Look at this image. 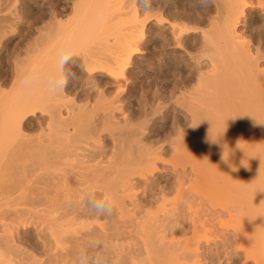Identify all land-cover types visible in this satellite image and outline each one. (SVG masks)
Listing matches in <instances>:
<instances>
[{
	"label": "bare ground",
	"instance_id": "obj_1",
	"mask_svg": "<svg viewBox=\"0 0 264 264\" xmlns=\"http://www.w3.org/2000/svg\"><path fill=\"white\" fill-rule=\"evenodd\" d=\"M111 1L55 3L50 20L45 18L48 24L43 20L44 26L31 31L29 52L10 64L11 88L0 89V182L11 183L8 189L2 186L8 193L0 189L9 199L0 197L5 198L3 208L19 207L5 205L11 199L24 207L10 208L12 213L21 208L20 216L23 210L28 213L27 223L43 239L49 264H264V0H203L204 9L195 8L188 26L172 17L174 21L166 22L157 12L145 17L144 12L150 18L147 33L154 24L161 45L188 57L187 76L169 80L166 66L172 63L165 62L160 70L167 79L160 82L164 90L154 86L153 93L140 92L143 109L156 96L164 102L156 101L157 106L171 111L175 132L168 134L170 129L157 139L147 135L148 121L133 126L122 107V95L131 89L125 77L133 56L142 54L138 43L144 35L137 39L140 33L132 34L136 8L134 17L128 13L132 21L127 29L122 25L125 32L133 27L130 35L111 19L105 20L109 27H102V12L114 6L119 10L117 3L109 4L116 0ZM16 3L8 0L1 12L12 14ZM4 19L0 36L9 28L4 23L11 21ZM111 25L116 30L112 35ZM186 34L194 43L191 50L185 46ZM96 43L100 48H94ZM69 54L80 58L87 77L80 65L75 68L83 74L79 78H89L91 92L65 84L61 66ZM101 74L106 81L98 80ZM110 84L112 93L106 91ZM153 107L150 115L160 111ZM27 115L35 120L24 119ZM1 213L3 220L10 219L5 210ZM1 217L3 249L2 242L14 241L7 230L12 226L13 232L17 225H7ZM5 251L0 264H23L29 253L19 251L24 259L17 252L19 257L14 253L8 260L12 253Z\"/></svg>",
	"mask_w": 264,
	"mask_h": 264
},
{
	"label": "rangeland",
	"instance_id": "obj_2",
	"mask_svg": "<svg viewBox=\"0 0 264 264\" xmlns=\"http://www.w3.org/2000/svg\"><path fill=\"white\" fill-rule=\"evenodd\" d=\"M1 1V0H0ZM17 1V3H16V5H15V9L13 10V12H12V14H13V16H10V15H12V14H10L9 12H8V10L6 11V10H4L3 12H8V13H6L7 14V16L5 17V15H4V13L3 12H1V10H3V9H5V7H7V5L5 6V4H7L8 3V0L6 1V0H2V2H0V3H2V5L4 6V7H2V5L0 4V18L1 19H3V18H5L4 20L6 21V22H8V21H10V23H4V26H6L7 27V25H5V24H8L9 25V28L8 29H5L6 30V32L8 33H4L2 36H0V84L2 85H0V89H4V91H6L8 88H9V90H10V88H11V81H12V75H11V73H12V65H13V60L14 59H16V56H19V55H21V56H19V58L20 57H23L24 55H26L28 52H29V50L31 49H29V46L28 45H26L27 44V42L28 41H30V38H29V36L31 37V35H32V32L31 31H33L34 32V30H36L35 28H38V26H44V25H47L48 24V22L49 21H47V20H50L49 19V14L51 13L50 11V9H54V8H56V4L55 3H57V2H61V0H16ZM63 1V0H62ZM68 1V0H67ZM69 1H71V0H69ZM111 0H109V2H110ZM114 1V0H113ZM145 1H146V3H147V0H118V2H119V4H118V2H117V0L116 1H114L113 2V4H111L112 3V1H111V3H109L110 4V6L112 7V5L114 6V4H116V5H118L117 6V9H119V10H116V6H114L115 8H113L112 7V9H114L115 10V12H114V10L111 12V10H109V12H111V14H116L117 12V16H119L120 15V13L119 12H123V13H121V17L119 16V17H116V15H114L113 14V16L112 15H110V13L108 12H102V16H103V14H105V19H103V17H101L102 19H101V21H102V23L104 22V24H103V26L102 27H104L105 28V26L106 25H108V27L110 26L109 24H111V22H112V25H114L115 27H118L119 25H121V28H120V26L118 27V28H120L121 30L123 29V27L125 26L126 27V29H127V25H129L128 23L129 22H131L132 20H130V19H132V18H129V15H130V17H134V16H132V14L134 13V8H136V14L134 13L133 15H135L137 18H135V20L133 21L134 23H135V21L137 22V23H143V25L144 26H141V24L138 26V24L136 23V29L139 31V30H144V31H142V32H148L147 31V24H148V22H149V19H147V18H144V16L143 15H145V13H147V11H148V13L145 15V17H147L148 15L150 16L151 14H156V12H157V16H158V14H161V17L163 18V20L165 21L166 19V22H171V21H174V23L176 22V23H180L181 25H185V24H187V26H188V24L189 25H192V22H190L189 23V21H187V18H191V17H189V16H191V14H193L194 12V10H195V8H199L200 7V9H204V1L203 0H150V3L147 5L146 3H145ZM158 1V2H157ZM203 1V2H202ZM42 2V3H41ZM108 2V1H107ZM107 2H105V5H106V3ZM3 3H5V4H3ZM137 3V4H136ZM139 3V4H138ZM143 5H142V4ZM145 3V4H144ZM155 3V4H154ZM156 3H158V6H157V4ZM169 3V4H168ZM185 3V4H184ZM55 4V5H54ZM108 4V5H109ZM154 4V5H153ZM159 4H160V6H159ZM54 5V6H53ZM120 5V6H119ZM141 5V6H140ZM145 5H147L146 7H150V5H152V8H151V10H150V8H147V9H149V10H146V8H145ZM158 7V8H160L159 10H158V8L156 7V6ZM174 5H175V7H174ZM204 7H203V6ZM110 6H106V7H108V9H110ZM153 6H155V7H153ZM163 6V7H162ZM49 7V8H48ZM123 7V8H122ZM162 7V8H161ZM121 8V9H120ZM131 8V9H130ZM153 8H154V10H153ZM155 8H156V10H158V11H156L155 10ZM175 8V9H174ZM180 10H179V9ZM196 9V10H199V9ZM130 9V11H127V10H129ZM146 11H145V10ZM171 9V10H170ZM192 9V10H191ZM50 10V11H49ZM69 10V9H68ZM107 10V9H106ZM132 10V11H131ZM172 10H174L173 12H171ZM17 13H16V12ZM48 11V12H47ZM117 11V12H116ZM152 11L153 12H155V13H152ZM179 11V12H178ZM187 11V12H186ZM191 11V12H190ZM201 11V10H200ZM20 12V13H19ZM46 12V13H45ZM68 12V11H67ZM67 12H65V14H67ZM130 12V13H129ZM145 12V13H144ZM182 12V13H181ZM190 12V13H189ZM128 13H129V15H128ZM150 13V14H149ZM179 13V14H178ZM10 14V15H9ZM19 14V15H18ZM68 14H70V13H68ZM108 14V15H107ZM119 14V15H118ZM171 14V15H170ZM184 14V15H183ZM163 15V16H162ZM181 15H183V16H181ZM4 16V17H3ZM8 16H10L9 18H8ZM110 18H109V17ZM142 16V20H145L144 22L143 21H141V17ZM3 17V18H2ZM108 17V18H107ZM111 17H115L116 18V20H115V18H114V20L111 18ZM160 17V16H159ZM170 17V18H169ZM174 19H172V18ZM185 17V18H184ZM6 18H8L7 20H6ZM45 18L47 19V20H45ZM118 18L120 19V21L121 20H123L124 22L122 23H120L119 21H118ZM123 18V19H122ZM128 18V19H127ZM144 18V19H143ZM182 18H184V19H182ZM10 19V20H9ZM13 19V20H12ZM112 21H111V20ZM125 19V20H124ZM137 19V20H136ZM139 19V20H138ZM179 19V20H178ZM28 20H29V22H28ZM46 21V22H44V25L43 24H40L42 21ZM105 20H110L109 22L107 21H105ZM127 20V21H126ZM130 20V21H129ZM183 20V21H182ZM189 20V19H188ZM191 20V19H190ZM55 20H53L52 21V23L54 22ZM116 21H118L117 23H116ZM139 21V22H138ZM147 21V22H146ZM14 24H13V23ZM16 22V23H15ZM56 22V21H55ZM54 22V23H55ZM106 22V23H105ZM132 22V23H133ZM184 22V23H183ZM43 23V22H42ZM45 23H47V24H45ZM109 23V24H108ZM116 23V24H115ZM132 23H130V24H132ZM118 24V25H117ZM126 24V25H125ZM150 24H153L152 22H150ZM53 25V24H52ZM105 25V26H104ZM111 25V27H110V29H111V32L112 33H110L111 35L113 34V28H114V31H116L115 30V27L114 26H112ZM122 25H123V27H122ZM41 26V27H42ZM5 27V28H6ZM41 27H39V28H41ZM142 27L144 28V29H142ZM104 28H101L102 30H104ZM118 28H116L117 30H118ZM133 28V27H132ZM132 28H131V31H132ZM135 28H133V32H135V33H133L132 32V34L133 35H136V34H139V36H134V37H137V39H139L142 35H144V36H142L140 39H141V41H140V39H139V43H138V46L139 47H142V49L140 48V51L142 52V54L141 53H139V54H137V55H134L133 56V58L131 59V65H130V67H129V69H128V73L126 74V77L125 78H127V81H126V86H127V90L129 89V88H131L130 90H128V92L126 93V92H124L123 93V95H122V97H123V99L125 100H123V103H122V107L124 106V110L126 109V111L125 112H127L128 113V115H127V117L129 118H132L130 121H131V123H132V125L133 126H135L134 124H136V123H141L142 121L143 122H145L146 123V121H148V123H146V125H147V127H148V129L147 130H149V132L148 133H150V134H148L147 133V135H151V136H149V138H151V137H154V138H163L164 136H165V133H166V135H167V131H169L170 129L172 130H170L169 132L170 133H168V134H171L172 132H175L174 130H175V128L173 129L172 127H174V124L172 123V114L170 113L171 111H164L165 110V108L163 109L162 107H161V105H163V103L164 102H161V100H159V99H157L156 100V96L155 97H153L152 98V101L154 100V102H152L151 101V103H149L148 104V106H146L145 105V109H143L142 108V103H141V99H142V96L141 95H143V91H144V89L146 90V92L148 91L149 93L150 92H152L153 93V91L152 90H154L155 88H156V86L157 87H160V82L161 81H163V80H167L166 79V77H164L163 76V73L160 71L161 70V68H165L164 66H165V64L166 63H168V62H170V63H168V64H171V65H173V64H175V62H176V64H177V66H178V64L179 65H181V67L180 66H176V64H175V66L173 65V66H166V68H168L167 70L169 71V74H171L170 76H169V80H173V78L175 79V78H177V77H179V75H180V77H181V75L182 76H187V74H188V66L186 65V63L185 62H187L188 61V57H186V56H184V59H182L183 58V56H181V55H179V54H181V53H179V52H175L172 48H170V47H168V46H164V45H161L162 43L160 42L161 40L160 39H158L159 38V36L158 37H156L157 36V33H154V31H153V29H155V27H154V24H153V29H151V32L150 33H141V31L140 32H138V33H136L137 32V30L135 29ZM12 29V30H11ZM107 29V28H106ZM125 29V28H124ZM123 29V30H124ZM9 30V31H8ZM108 31H109V29H107ZM107 30H106V33H107ZM122 30V31H123ZM134 30H136V31H134ZM12 33H11V32ZM127 32H125V30H124V32L127 34V33H129V32H131L130 30H126ZM153 31V32H152ZM123 32V33H124ZM156 32V31H155ZM124 33V34H125ZM31 34V35H30ZM108 34V33H107ZM142 34V35H141ZM150 34V35H149ZM129 35H130V33H129ZM154 35V36H153ZM187 36V34L185 35V37ZM139 37V38H138ZM3 39V40H2ZM28 40V41H27ZM160 40V41H159ZM27 41V42H26ZM154 41V42H153ZM189 41V42H188ZM94 41H92V43H93ZM192 42V40H191V38L189 37V36H187L186 37V44H185V46H186V48H189V50H191L192 49V45L194 44L193 42ZM92 46H94L92 43H91V41L89 42ZM89 43H85V46H86V48L85 49H91L92 50V48H90L91 47V45L89 44ZM89 44V46H87ZM190 45V46H189ZM28 46V47H27ZM97 45V43H96V47H94V48H100V46H98ZM160 46H162V47H160ZM148 49V50H147ZM159 51V52H158ZM182 51V50H181ZM23 52H25V53H23ZM191 52H193V51H191ZM11 53V54H10ZM16 53V54H15ZM18 54V55H17ZM24 54V55H23ZM150 54V55H149ZM175 54H177V55H175ZM15 55V56H14ZM23 55V56H22ZM69 55H70V57H69ZM68 55V59H65L64 60V62H63V64H62V66H61V71L63 72L62 74H64L65 75V77L66 78H64V80H65V84L68 86V84H69V89H70V87H71V89H72V87H79L78 89H76V88H74V89H76L77 91H80V92H85L86 90H89V88H90V83L88 84L87 83V80L89 79H87V80H85L84 79V77L86 78L87 77V73H86V76L85 75H83V74H85L84 73V71L81 69V65H80V63H78V61L80 62V58H78V56H79V54L77 53V55L78 56H75V55H73L72 56V54H69ZM165 55V56H164ZM136 56V57H135ZM15 57V58H14ZM77 57V58H76ZM80 57V56H79ZM10 58V59H9ZM18 58V57H17ZM78 59V60H77ZM134 60V61H133ZM16 61V60H15ZM136 61V62H135ZM179 61V62H178ZM185 61V62H184ZM166 62V63H165ZM10 64H12V65H10ZM141 64H143L144 65V67H147V68H144ZM80 65V66H79ZM141 65V66H140ZM146 65H148V66H146ZM66 67V69H65V67ZM80 68H79V67ZM75 67H78L79 68V70H82V72H83V74H81L80 73V71H77L76 69H78V68H75ZM134 67V68H133ZM137 67V68H136ZM169 67H171L170 69H169ZM173 67V68H172ZM180 67V68H179ZM74 68H75V70H74ZM133 69H134V71H133ZM145 69H147V70H145ZM173 70V72H174V75H173V72H172V70ZM71 70V71H70ZM179 70V71H178ZM139 71H140V73H139ZM148 72V74H146L147 72ZM155 71V72H154ZM130 72V73H129ZM146 72V73H145ZM172 72V73H171ZM179 72V73H178ZM138 73V74H137ZM150 73V74H149ZM13 74V73H12ZM69 74V75H68ZM76 74V75H75ZM79 74H81L80 75V77H82V75L84 76L83 77V79H81V78H79ZM99 74V73H98ZM176 74V75H175ZM63 75V76H64ZM94 75H96V73L94 74ZM94 75H92L94 78H96V76H94ZM129 75V76H128ZM76 76V77H75ZM78 76V77H77ZM100 76V75H99ZM99 76H97V78H98V80L99 81H106L105 79L107 78V77H105V76H103V74H101V76H100V78H101V80L99 79ZM177 76V77H176ZM9 77V78H8ZM72 77H73V79H72ZM89 77V76H88ZM148 77H150V78H148ZM162 77V78H161ZM78 78V79H77ZM129 78V79H128ZM9 79V80H8ZM10 79H11V81H10ZM77 79V80H76ZM82 80V81H79V80ZM103 79V80H102ZM75 80V81H74ZM132 80H133V82H132ZM155 80V81H154ZM7 81V82H6ZM10 81V82H9ZM83 81H84V83H83ZM151 81H152V83H151ZM6 82V83H5ZM73 82V83H72ZM173 82V81H172ZM81 83V84H80ZM148 83H151V84H148ZM11 84V85H10ZM85 84V85H84ZM65 85V86H66ZM81 85V86H80ZM83 85V86H82ZM87 85H89V87H88V89H86L87 87H85V86H87ZM110 85H112V86H110V87H108V88H106V91H108V89H109V91L108 92H110V91H112L114 88V84H110ZM132 85V86H131ZM149 85H151V86H149ZM8 86H10V87H8ZM66 86V87H67ZM128 86H129V88H128ZM137 86V87H136ZM154 86H155V88H154ZM3 87H5V88H3ZM8 87V88H7ZM84 87V88H83ZM134 87V88H133ZM68 88V87H67ZM113 88V89H112ZM151 90V91H149V89ZM82 89V90H81ZM84 89V90H83ZM92 89L93 88H90V90L92 91ZM134 89V90H133ZM137 89V90H136ZM160 91H163L164 90V88H161L160 87ZM9 90H7V91H9ZM76 90H74V91H76ZM89 90V91H90ZM141 90H143L142 91V93H140L141 92ZM166 90V89H165ZM169 90V89H168ZM168 90H167V93H166V91L164 92V95H165V93L168 95ZM90 91V92H91ZM87 92V91H86ZM110 93H112V92H110ZM145 93V92H144ZM81 94V93H80ZM140 96H139V95ZM167 95H165V96H167ZM139 97H140V99H139ZM163 99H167V97L166 98H163ZM156 101H159V104L160 103H162L160 106L158 105L157 106V104H158V102H156ZM163 101V100H162ZM141 103V104H140ZM167 103V102H166ZM127 104V105H126ZM139 104V105H138ZM151 104V105H150ZM154 104V105H153ZM142 105V106H141ZM155 106V107H159L160 109V113L159 112H157V114L155 113V114H151L150 115V113H148V111L150 112V111H152V107H150V106ZM165 105V104H164ZM127 107V108H126ZM140 107V108H139ZM148 108H150V109H148ZM154 108V107H153ZM144 111H143V110ZM128 110V111H127ZM141 110L143 111V112H141ZM147 111V113L150 115V117H148L146 114H145V116H144V113ZM162 111V112H161ZM164 111V112H163ZM167 112V113H166ZM126 113V114H127ZM142 114V115H141ZM166 114V115H165ZM37 115V114H36ZM155 116V117H153V116ZM160 115V116H159ZM162 115V116H161ZM27 116H28V118H27ZM26 116V118H24V119H26V120H30V119H32V120H35L34 118V116L32 117V115H27ZM38 116V115H37ZM36 116V117H37ZM39 116H40V114H39ZM147 116V117H146ZM142 117H144L145 118V121H144V118H142ZM129 118V119H130ZM146 118H147V120H146ZM149 118V119H148ZM141 119V120H140ZM143 119V120H142ZM132 120H133V122H132ZM135 120H137V121H135ZM139 121H141V122H139ZM164 121V122H168V124H166V123H162V122ZM128 122H129V120H128ZM134 122H136V123H134ZM162 123V125L161 124H159V123ZM183 122V121H182ZM130 123V122H129ZM130 123V124H131ZM134 123V124H133ZM156 123H157V125H156ZM164 124H166L167 125V127H166V125L164 126L165 127V130H164V127H163V125ZM173 124V125H172ZM137 125V124H136ZM149 125L151 126V127H149ZM161 125V126H160ZM152 126H155L154 127V129H156V128H158V126H159V128L158 129H160V128H162L163 127V129H160L159 131L158 130H153V128H152ZM151 129V131H150V129ZM153 130V131H152ZM161 130H162V134L160 133L161 132ZM29 130H27V132H28ZM32 130H30L29 132H31ZM155 132V133H154ZM160 133V134H159ZM174 134V133H173ZM172 134V135H173ZM157 136H160V137H157ZM2 182H0V184H1ZM5 182H3L2 184L3 185H1L0 186V189L2 188V186H5L6 187V189H8L7 188V185L6 184H8V186L11 184H9V183H5ZM5 187H3L2 188V190H4L5 189ZM5 189V190H6ZM2 190H0L1 192H0V194H1V196L0 197H2V195H3V197H5V194L6 193H8L7 192V190L3 193V191ZM5 198H7L8 199V196L6 195V197ZM5 198H3V199H5ZM1 199V198H0ZM2 199V200H3ZM1 200V201H2ZM14 200V199H13ZM25 201H27L28 200V198L26 197V199H24ZM23 200V201H24ZM1 201H0V204H1ZM6 201H9V199L8 200H6L5 199V202ZM11 202L10 203H5V205L7 204H11V203H13V204H16V205H18L19 207H23V206H21V204L19 205V202L17 201V202H15L14 203V201H16V200H14V201H12V199L10 200ZM4 204V203H3ZM3 204H1V207H2V210L3 211H1V212H4V210H5V216L9 219V220H7L5 217H3L4 219H6V220H3L2 219V217H1V219L7 224V225H9V223H11V225H14L15 224V226L17 225V228H14V230H13V232H12V226L10 227V230L11 231H9V230H7L9 233L11 232V234L12 233H14V235H13V237L14 236H16L15 238H13L12 237V235H10L9 237L10 238H12V239H14V241L13 240H11V241H13V244H11L12 242L7 238V236L8 235H5L6 234V232L4 233L3 232V234L5 235V237L4 236H2L3 238H7L9 241H8V243H10L9 245L10 246H12L11 247V249L12 248H14L15 247V244H16V247L15 248H19V246H20V248H22V249H18V251L17 252H19V251H26V252H24V253H28V254H26V256H27V258H26V256H25V259L22 257V256H24L25 254L24 253H22V252H19L18 254H20L21 253V258L22 259H24V260H22V263L23 264H25V262L28 264H30L31 262L33 263V264H36V262L39 260V264H45V263H47V264H49L48 262H47V252L44 250V249H46V247L44 246V244L43 243H41V242H43V241H41V240H43L42 238L40 239L39 238V236H37V233H36V236H35V233H33L34 231H33V227L32 226H30V225H32V224H30V223H27V222H29L30 221V218H28V213H26L27 215H24L25 214V211L23 210V212H21V215L22 216H20L18 213L20 212V210L22 211V209L20 208V210H18L19 212H17V211H14V212H16V213H12L13 212V210L16 208V206H10L11 208H14V209H12V212H11V208L9 207V205H8V207L7 206H5L6 207V209L5 208H3ZM12 204V205H13ZM18 207V208H19ZM7 208H9L10 209V211H9V209H7ZM18 208H16V209H18ZM24 208V207H23ZM15 209V210H16ZM0 212V215L2 214ZM11 212V213H10ZM9 213H10V215H9ZM3 214V215H4ZM11 214H15V216L16 215H18L19 216V218H18V216H17V219H13L14 221H12L11 219L14 217V218H16L15 216H13V215H11ZM23 216H25L24 218H26L25 220L22 218ZM12 217V218H11ZM24 220L23 222H22V219ZM19 219H21L20 221H19ZM16 220H18V221H16ZM28 220V221H27ZM2 221V222H3ZM7 221H10V222H7ZM25 221H26V224H25ZM13 222V223H12ZM18 222H20L21 223V225H19V224H17ZM0 223H1V221H0ZM22 224H23V226H22ZM29 224V225H28ZM26 225V226H25ZM15 226H13V227H15ZM19 227V228H18ZM18 230V231H17ZM16 233H18L17 235H16ZM30 235H29V234ZM2 234V235H3ZM8 234V233H7ZM22 234V235H21ZM29 236H32V238H30ZM34 236V237H33ZM38 239H37V238ZM34 238H36V239H34ZM16 239V240H15ZM21 239V240H20ZM28 239H31V240H28ZM32 239H34L35 241L33 242V240ZM40 239V240H39ZM27 241V242H26ZM32 241V243H30V242ZM36 241H38V242H36ZM29 242V243H28ZM36 242V243H35ZM8 243L7 242H2V244L4 245V244H6V245H1L2 247H4L3 249H4V251L6 250L5 249V246H7V250L5 251V252H7L6 253V255L8 254V251H9V254L10 253H12L11 255H7V257L6 258H8V260H9V258L14 254V253H16V254H14V255H16V256H20V255H18L17 254V252H15V248L14 249H10V246H8ZM17 244H20L19 246H17ZM42 244H43V246H44V248H43V246H42ZM28 245V246H27ZM37 246V247H36ZM8 247H9V249H8ZM34 248V249H33ZM3 249H1L0 248V250L1 251H3ZM16 249V250H17ZM39 249V250H38ZM41 249V250H40ZM14 250V251H13ZM0 251V252H1ZM11 251H13V252H11ZM43 252V253H42ZM45 252V253H44ZM4 253V252H3ZM33 255H31V254ZM24 254V255H23ZM30 254V255H29ZM46 254V255H45ZM5 253H4V258H5ZM35 255V256H34ZM44 255V256H43ZM28 256H30V258H28ZM39 256V257H38ZM14 256H12V258H13ZM34 257V258H33ZM35 257H36V259H35ZM47 257V258H46ZM20 258V259H21ZM33 260H32V259ZM27 259H31L32 261H30V262H28L29 260H27ZM38 259V260H37ZM45 259V260H44ZM21 261V260H20ZM23 261H25V262H23ZM35 262V263H34ZM31 263V264H32Z\"/></svg>",
	"mask_w": 264,
	"mask_h": 264
},
{
	"label": "clouds",
	"instance_id": "obj_3",
	"mask_svg": "<svg viewBox=\"0 0 264 264\" xmlns=\"http://www.w3.org/2000/svg\"><path fill=\"white\" fill-rule=\"evenodd\" d=\"M105 210L104 209H97L98 213H103Z\"/></svg>",
	"mask_w": 264,
	"mask_h": 264
}]
</instances>
